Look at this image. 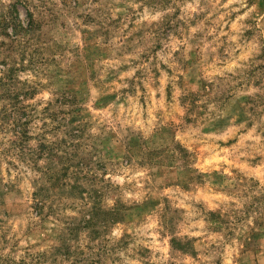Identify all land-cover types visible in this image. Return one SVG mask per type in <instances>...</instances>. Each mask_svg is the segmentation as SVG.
<instances>
[{"label":"rangeland","instance_id":"1","mask_svg":"<svg viewBox=\"0 0 264 264\" xmlns=\"http://www.w3.org/2000/svg\"><path fill=\"white\" fill-rule=\"evenodd\" d=\"M0 264H264V0H0Z\"/></svg>","mask_w":264,"mask_h":264},{"label":"trees","instance_id":"2","mask_svg":"<svg viewBox=\"0 0 264 264\" xmlns=\"http://www.w3.org/2000/svg\"><path fill=\"white\" fill-rule=\"evenodd\" d=\"M21 116H22L21 110H19V111L16 110V111L10 113V117L12 118L13 121H18L19 122L18 119L21 118ZM14 127L15 128L12 129L13 136H14V141H12V146H13L12 148L17 153H19L21 155H24L23 154L24 147L22 145H23V143L25 141V136H26L25 128L24 127H22V129L19 128L18 123H15ZM51 152L55 155V152L52 151V148L43 149V146L42 147L40 146L38 148L37 152H36V156H37V158L40 157V156H42V158H44L43 157L44 155L48 156V154L51 153ZM18 157L19 156H15L14 160H18L17 159ZM69 162L70 161H68V159H67L66 161L60 162L61 165L58 167L57 170H52V171L48 170L46 174L50 176L49 180L52 179L51 180L52 182L55 181V182H58V185L59 184L63 185V183H64L63 180L65 178L64 177L65 176V168L67 170L70 168V165H68ZM32 164L35 165L34 161H33ZM71 174H73V175L69 176V178L70 179H74L75 178L74 174H79V173L77 171H73ZM60 177H63V179H61ZM60 180H62V181H60ZM59 181H60V183H59ZM33 207H34L35 211H37V210L39 211V203H38V201H36L34 203Z\"/></svg>","mask_w":264,"mask_h":264}]
</instances>
